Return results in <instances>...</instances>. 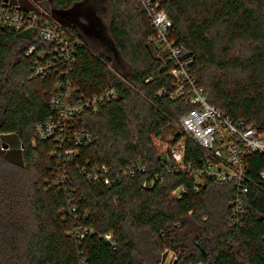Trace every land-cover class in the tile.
<instances>
[{
	"label": "trees",
	"instance_id": "trees-1",
	"mask_svg": "<svg viewBox=\"0 0 264 264\" xmlns=\"http://www.w3.org/2000/svg\"><path fill=\"white\" fill-rule=\"evenodd\" d=\"M83 1L40 4L43 20L79 42L71 65L54 61L55 44L38 30L0 26V143L7 147L0 149V264H161L164 249L175 253L176 264H264V154L246 158L245 214L233 223L234 182L197 184L158 152L164 131L192 105L171 97L173 67L148 43L153 30L140 1L105 0L101 14L124 68L53 16V8L64 12ZM158 1L209 103L234 121L264 126V0ZM49 60L47 74L35 76L36 65ZM65 82L77 101L107 88L119 95L70 121L69 129L94 134L88 145L36 134L38 123L56 115L51 100ZM182 138L184 164L201 165L208 152L185 133L171 146ZM18 142L19 154L10 147ZM137 163L133 175H123ZM103 166L109 185L88 176Z\"/></svg>",
	"mask_w": 264,
	"mask_h": 264
},
{
	"label": "built area",
	"instance_id": "built-area-1",
	"mask_svg": "<svg viewBox=\"0 0 264 264\" xmlns=\"http://www.w3.org/2000/svg\"><path fill=\"white\" fill-rule=\"evenodd\" d=\"M139 1L153 30L147 38L148 43L156 46L160 54L166 55L167 60L172 64L171 75L176 80V84L171 97L177 99L186 97L192 105V108L179 118L182 131L208 152L201 165L184 164L186 143L182 138L169 150V154H162L161 158L168 166L173 165L181 168L182 171L189 172L197 184H203L205 178H213L220 182H234L239 187V195H236L231 203L234 214L233 223H236L245 214L240 195L248 192L246 158L255 153L264 154V126L257 127L243 120L234 121L211 105L204 89L191 76L192 60L189 50L184 45L177 44L172 38V21L162 9L160 2L158 0ZM13 2L14 0H5L0 8V26L14 28L17 31L38 30L45 42L55 44L54 49L50 51L55 58L54 61L59 60L65 65L73 64L79 42L69 39L59 27L43 20L37 10L23 9ZM34 50L35 48L31 47L28 53ZM52 67V60L36 65L34 74L44 77ZM55 89L57 92L53 95L51 103L57 113L54 117L36 125L38 138L42 140L56 138L60 145L65 144L67 140L73 141L77 146L93 142L95 137L91 131L83 128L71 130L68 125L85 110L96 113L100 106L118 99L117 90L107 88L100 94L77 101L73 97L75 89L69 82L57 83ZM66 153L69 155L73 151L69 150ZM140 167L141 164L137 163L125 170L123 175H133ZM88 174L89 179L95 181L103 179L106 185L110 184V179L106 176L108 168L105 166L98 170L94 169ZM260 176L264 181V169L260 172ZM196 189L198 190V185ZM182 192L184 188L178 189L175 194L180 198ZM104 238L113 243L111 235H106Z\"/></svg>",
	"mask_w": 264,
	"mask_h": 264
},
{
	"label": "water",
	"instance_id": "water-1",
	"mask_svg": "<svg viewBox=\"0 0 264 264\" xmlns=\"http://www.w3.org/2000/svg\"><path fill=\"white\" fill-rule=\"evenodd\" d=\"M105 10V0H84L64 12L53 8V16L62 24L75 25L92 48L103 50L113 56L116 66L124 68L122 59L108 36L107 27L101 18Z\"/></svg>",
	"mask_w": 264,
	"mask_h": 264
},
{
	"label": "rangeland",
	"instance_id": "rangeland-1",
	"mask_svg": "<svg viewBox=\"0 0 264 264\" xmlns=\"http://www.w3.org/2000/svg\"><path fill=\"white\" fill-rule=\"evenodd\" d=\"M14 1L20 2V0H14ZM35 1H36V4H33L34 7L36 8V10L38 11L39 14H41V13L43 14L45 9H46L45 4H43V7L40 6V4L42 3L43 0H35ZM106 22H108L107 19H106ZM178 132H183L180 124L179 125L176 124L173 127H169L164 131L162 138L157 141L158 142L157 145L159 146V148H158L159 153L164 154V155L167 154V152L173 147L170 144V140H172L176 136V134H178ZM0 147H1L0 149H2V151H6V148H5V146H3V144L0 143ZM10 147L11 148L13 147V150L18 152V154H19V152H20L19 142H18V144L13 145V146L11 145ZM20 155H21L20 157H22V154H20ZM173 195L175 197H177L175 192L173 193ZM176 259H177V257L173 251H171L169 249H164L163 253L160 257V261H161L160 263L161 264H176V262H174Z\"/></svg>",
	"mask_w": 264,
	"mask_h": 264
},
{
	"label": "crops",
	"instance_id": "crops-1",
	"mask_svg": "<svg viewBox=\"0 0 264 264\" xmlns=\"http://www.w3.org/2000/svg\"><path fill=\"white\" fill-rule=\"evenodd\" d=\"M19 6H21L23 9H28V10H36L33 4H36L35 0H20V2H13ZM7 148V147H5Z\"/></svg>",
	"mask_w": 264,
	"mask_h": 264
}]
</instances>
